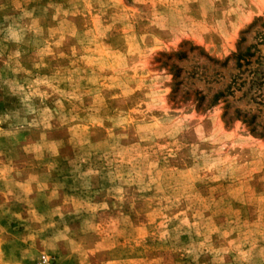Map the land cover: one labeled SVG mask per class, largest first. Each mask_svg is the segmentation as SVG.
I'll return each mask as SVG.
<instances>
[{"label": "rangeland", "instance_id": "374dc122", "mask_svg": "<svg viewBox=\"0 0 264 264\" xmlns=\"http://www.w3.org/2000/svg\"><path fill=\"white\" fill-rule=\"evenodd\" d=\"M0 264H264V0H0Z\"/></svg>", "mask_w": 264, "mask_h": 264}]
</instances>
